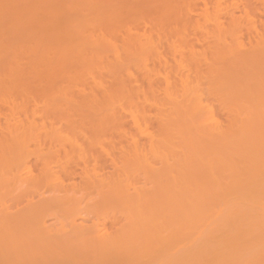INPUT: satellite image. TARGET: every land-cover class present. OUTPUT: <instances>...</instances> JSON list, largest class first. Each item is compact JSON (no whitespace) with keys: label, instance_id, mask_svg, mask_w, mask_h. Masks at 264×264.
Listing matches in <instances>:
<instances>
[{"label":"bare ground","instance_id":"1","mask_svg":"<svg viewBox=\"0 0 264 264\" xmlns=\"http://www.w3.org/2000/svg\"><path fill=\"white\" fill-rule=\"evenodd\" d=\"M0 264H264V0H0Z\"/></svg>","mask_w":264,"mask_h":264},{"label":"rangeland","instance_id":"2","mask_svg":"<svg viewBox=\"0 0 264 264\" xmlns=\"http://www.w3.org/2000/svg\"><path fill=\"white\" fill-rule=\"evenodd\" d=\"M193 16H194V15H193ZM194 17H195V16H194ZM189 31H190V33H191V34H189V32H188V31H187V33H188L189 35H191V36H192V35H193V30H192V29H189ZM191 36H190V38H191ZM188 38H189V37H188Z\"/></svg>","mask_w":264,"mask_h":264}]
</instances>
